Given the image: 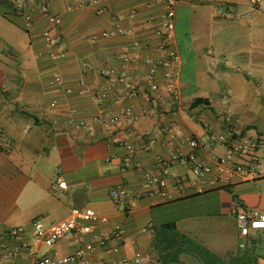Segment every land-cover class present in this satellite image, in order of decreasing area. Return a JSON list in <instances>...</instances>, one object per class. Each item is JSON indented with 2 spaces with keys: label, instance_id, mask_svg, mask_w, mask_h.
I'll use <instances>...</instances> for the list:
<instances>
[{
  "label": "crops",
  "instance_id": "1",
  "mask_svg": "<svg viewBox=\"0 0 264 264\" xmlns=\"http://www.w3.org/2000/svg\"><path fill=\"white\" fill-rule=\"evenodd\" d=\"M77 1L0 6V235L12 227L24 230L5 246L28 242L36 220L50 225L79 207L94 212L92 233L123 229L104 246L84 235L94 244L85 264H110L122 256L147 257L144 264H203L193 253L181 252L176 261L167 254L179 248L164 243L170 230L159 229L169 223L224 263L250 254L258 242V262L264 264V228L241 235L234 212L241 203L254 215L264 214V168L249 178L233 173L227 183L218 180L240 161L238 154L226 158L229 133L241 143L264 140V0H179L171 45L179 55L180 102L163 97L162 88L157 103L139 94L122 101L133 105V124L93 123L91 129L76 124L119 110L94 97L105 86L106 69H117L146 91L147 66L121 57L161 55L156 29L163 7L159 1L103 0L67 12ZM42 4L60 16L58 25L37 13ZM44 29L61 39L65 56L49 55ZM55 73L62 82L54 81ZM124 138L138 147L130 163ZM191 138L201 145L193 147ZM191 154L205 168L201 178L187 161ZM144 171L160 181H148ZM118 187L139 198L114 203L110 192ZM80 236L51 248L39 243L37 252L73 255ZM112 244L115 253L108 251ZM30 259L22 249L13 259L0 256V264Z\"/></svg>",
  "mask_w": 264,
  "mask_h": 264
},
{
  "label": "built area",
  "instance_id": "2",
  "mask_svg": "<svg viewBox=\"0 0 264 264\" xmlns=\"http://www.w3.org/2000/svg\"><path fill=\"white\" fill-rule=\"evenodd\" d=\"M12 3L22 2V0H11ZM103 0H78L76 4H69L66 7L67 12L73 11L78 7H87L98 5ZM148 2L159 1L163 7L162 21L156 29V34L159 35L161 41L158 45V51L161 55L158 58L152 59L148 55H144L141 58H129L125 53L122 54V60L126 63L132 61L134 63H142L147 66V75L145 79L146 91H141V85L136 80H128L124 78L120 72L115 68L106 69L104 72L105 86L94 93L95 99L98 103H105L108 105L119 106L118 112L102 113L99 116L93 118L92 123H85L84 120L78 121L77 127L92 128L93 123H99L107 126L110 123H127L133 124L137 116L134 113L133 105L125 104L122 101L125 99H131L141 94L147 101L158 102L157 92L160 88L163 91V97L175 102H180V91L178 87V66L179 55L176 49L171 45V41L174 36V13L175 6L179 0H146ZM101 10H97L99 13ZM37 13L46 18L50 24L58 25L61 21L60 16L51 12L45 4H42L37 9ZM31 18L30 15L27 16ZM117 32L121 33L122 29L117 28ZM103 35H108L104 33ZM47 52L52 58H59L65 56L64 50L61 48V39L58 36H54L48 29L42 31ZM134 46L137 49L142 48L140 41H135ZM161 77V79H159ZM55 82H62L58 73L54 74ZM122 86V90L119 89ZM54 105V103H51ZM120 140V139H119ZM121 142L127 150L125 157V163H130L137 157L138 147L132 141L128 139H121ZM227 159H231L234 154H238L240 161L236 163L232 170L221 180L223 183H227L233 173H239L243 177L249 178L260 173L264 168V140L263 138H257L249 140L246 143L236 141L231 133L227 135ZM190 144L193 147H199L201 145L200 140L197 138H191ZM187 161L192 166L194 174L201 178L205 174V168L195 161L193 154L189 155ZM163 173H167V169H163ZM148 181H160L159 179H152L147 171H144ZM59 185L62 184V177L58 176L56 179ZM111 198L114 203L123 204L139 198V194L125 187L114 188L110 192ZM235 216L238 221L239 233L243 236H248L251 231L264 228V214L254 215L243 204L239 203L235 206ZM94 217V212L89 209L72 207L66 217L56 221L50 225H44L41 220H36L33 223V228L30 232V238L28 242L7 248L4 241L20 237L24 234L22 227H12L0 235V256L10 257L13 259L20 253V250L25 249L30 256L28 264H70L75 262L77 264H85V257L88 251L94 247L93 243L85 241L84 235L91 234L93 241L98 245H107L111 241L120 237L123 233L121 226H116L110 233L98 234L92 233L91 226L88 221ZM102 217V220H105ZM75 233H79V247L76 249L73 255L59 256L57 254L52 255H39L37 252V245L39 243L44 244L47 248H51L59 240L64 238H70ZM109 252L115 253L118 251V246L112 244L108 248ZM149 259L147 257L139 256L132 259L122 256L118 261H112L110 264H144Z\"/></svg>",
  "mask_w": 264,
  "mask_h": 264
},
{
  "label": "trees",
  "instance_id": "3",
  "mask_svg": "<svg viewBox=\"0 0 264 264\" xmlns=\"http://www.w3.org/2000/svg\"><path fill=\"white\" fill-rule=\"evenodd\" d=\"M0 6L4 9H13V3L11 0H0ZM170 230V236L171 238L164 241L165 244L173 245L171 248H174L175 245L179 246V248H174L172 253L169 252L167 254H174V257L172 258L173 261H176L178 259V255L181 252H188L193 253L197 258H199L203 264H253L251 255L247 253L243 256H233L234 258H231L228 263H224L221 259H218L210 253L208 250L203 248L202 246L194 243L191 239L184 237V235H181L178 233V231L175 228L174 223H169L163 225L159 230ZM180 241V243H177V240ZM245 258V259H244Z\"/></svg>",
  "mask_w": 264,
  "mask_h": 264
},
{
  "label": "rangeland",
  "instance_id": "4",
  "mask_svg": "<svg viewBox=\"0 0 264 264\" xmlns=\"http://www.w3.org/2000/svg\"><path fill=\"white\" fill-rule=\"evenodd\" d=\"M261 246L258 242L251 244L250 246V255L252 259L253 264H260L258 262V256H260V254H262V250H261Z\"/></svg>",
  "mask_w": 264,
  "mask_h": 264
}]
</instances>
